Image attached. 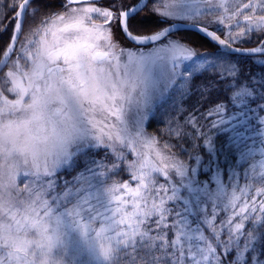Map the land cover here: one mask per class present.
Instances as JSON below:
<instances>
[{
	"label": "snow or ice",
	"instance_id": "6c2138e0",
	"mask_svg": "<svg viewBox=\"0 0 264 264\" xmlns=\"http://www.w3.org/2000/svg\"><path fill=\"white\" fill-rule=\"evenodd\" d=\"M0 264H264V0H0Z\"/></svg>",
	"mask_w": 264,
	"mask_h": 264
}]
</instances>
